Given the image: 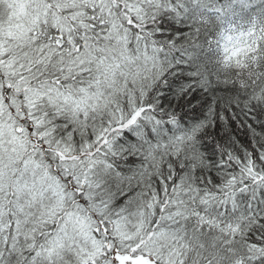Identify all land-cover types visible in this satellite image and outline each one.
I'll return each mask as SVG.
<instances>
[{
  "label": "snow or ice",
  "instance_id": "snow-or-ice-1",
  "mask_svg": "<svg viewBox=\"0 0 264 264\" xmlns=\"http://www.w3.org/2000/svg\"><path fill=\"white\" fill-rule=\"evenodd\" d=\"M0 264H264V0H0Z\"/></svg>",
  "mask_w": 264,
  "mask_h": 264
}]
</instances>
